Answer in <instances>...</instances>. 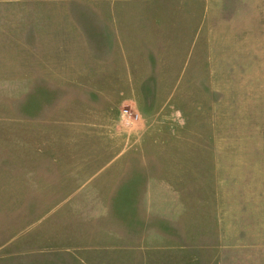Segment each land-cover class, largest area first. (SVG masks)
Masks as SVG:
<instances>
[{"label": "rangeland", "instance_id": "rangeland-1", "mask_svg": "<svg viewBox=\"0 0 264 264\" xmlns=\"http://www.w3.org/2000/svg\"><path fill=\"white\" fill-rule=\"evenodd\" d=\"M0 264H264V0H0Z\"/></svg>", "mask_w": 264, "mask_h": 264}, {"label": "built area", "instance_id": "built-area-1", "mask_svg": "<svg viewBox=\"0 0 264 264\" xmlns=\"http://www.w3.org/2000/svg\"><path fill=\"white\" fill-rule=\"evenodd\" d=\"M124 113L128 116V117H130V118H133L134 116H133V114H131L130 112H128L127 110H124ZM137 116H135V118H136Z\"/></svg>", "mask_w": 264, "mask_h": 264}]
</instances>
